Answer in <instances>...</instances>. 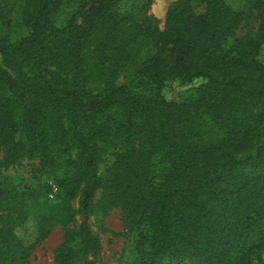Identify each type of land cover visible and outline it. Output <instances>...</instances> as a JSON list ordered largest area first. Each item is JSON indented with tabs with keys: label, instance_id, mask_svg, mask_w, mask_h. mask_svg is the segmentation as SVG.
Returning <instances> with one entry per match:
<instances>
[{
	"label": "trees",
	"instance_id": "trees-1",
	"mask_svg": "<svg viewBox=\"0 0 264 264\" xmlns=\"http://www.w3.org/2000/svg\"><path fill=\"white\" fill-rule=\"evenodd\" d=\"M120 1L23 0L26 34L0 36L2 161L37 157L86 215L111 157L104 189L126 226L144 230L134 264H264V172L237 158L255 149L264 160V0H251L263 21L244 39L234 37L240 13L224 0H178L153 32L117 12ZM131 59L136 82L120 83ZM199 79L182 100L163 97L167 82ZM13 194L0 178V264L28 255L8 220ZM67 234L98 248L83 225ZM73 254L65 241L54 262Z\"/></svg>",
	"mask_w": 264,
	"mask_h": 264
},
{
	"label": "rangeland",
	"instance_id": "rangeland-1",
	"mask_svg": "<svg viewBox=\"0 0 264 264\" xmlns=\"http://www.w3.org/2000/svg\"><path fill=\"white\" fill-rule=\"evenodd\" d=\"M70 1L76 2V0ZM177 1L121 0L116 10L120 14L131 13L142 24L144 30L153 32L163 29L167 12ZM224 2L241 16L234 37L238 39L256 37L263 18L252 5V1L224 0ZM22 6L23 0H0V36L16 40L26 34L27 30L22 25L20 17ZM68 9L64 7V12L55 16L57 25L66 22ZM197 10L201 9L197 7ZM145 47L137 46L136 52L135 46L134 49L131 48L137 57H142L147 48ZM258 59L264 64V45L258 54ZM136 67L137 63L131 59L120 68L118 81L135 84ZM201 83H203L201 79L188 85L178 81L167 82L162 94L168 101H179ZM143 92L147 93L145 89ZM237 158L242 160L246 170L264 172V166L259 165L264 160L257 156L255 149L238 154ZM112 160L110 157L109 162L100 167L102 186L109 175ZM0 178L6 188L14 193L12 201L17 207L16 211L8 215V220L14 223L15 236L27 247L25 264H55L56 249L65 241L74 251L68 264H134L139 261L142 252L146 249L140 240L144 230L126 226L123 207L110 195L108 196L104 186L96 190L90 211L83 215L78 211V196L65 200L52 175L43 170L37 157H21L15 163L7 164L2 161L0 154ZM19 202L25 204V210L22 209V205H17ZM37 215L40 218L36 219ZM17 216L18 218L13 220ZM81 225L99 243L97 250L92 253L82 248L80 237L67 234V230L76 232ZM262 256L264 260V254ZM165 264H189V262L169 261Z\"/></svg>",
	"mask_w": 264,
	"mask_h": 264
}]
</instances>
